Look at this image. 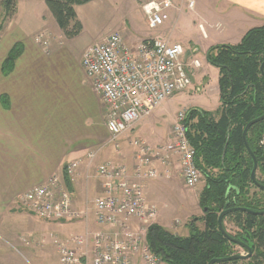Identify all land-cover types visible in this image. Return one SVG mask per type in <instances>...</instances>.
<instances>
[{"label": "crops", "instance_id": "0c3cea01", "mask_svg": "<svg viewBox=\"0 0 264 264\" xmlns=\"http://www.w3.org/2000/svg\"><path fill=\"white\" fill-rule=\"evenodd\" d=\"M210 1L194 0L191 9L185 3L181 12H171V17L165 22V26L153 32L147 30L139 34H126L125 40L135 43L136 39L137 42L147 36L159 35L167 37L172 42H179L171 37L178 22L181 21L183 26L198 20V27L204 37H208L210 33L234 34L237 38L235 43H237L249 28L264 24V0H217L214 6L210 4ZM216 4H220L221 10L227 13H217ZM22 5L31 12L27 13L21 23H17L16 5L13 15L6 21V26L0 34V41L6 37L0 46V234L6 235V232H11L7 235L8 238L21 245L33 258L37 259L38 264H53L52 258H48L50 256L43 255L40 250L33 248L32 244L39 245L34 239V230L38 227L36 224L31 227L28 223H35L36 220H31L29 214L21 211L23 209L19 207L16 197L31 186L42 183L52 173L60 172L67 160L83 159L89 150L98 148L103 141L107 140L105 110L99 95L91 88L90 81L80 64L84 48L100 40L104 34L84 42L76 57L64 45L81 35L83 24L79 34L67 38L50 11L47 12L41 2L24 0ZM39 9H43V15H40ZM247 24L251 27H246ZM208 28L213 31L208 33ZM47 29H50V36L45 33ZM40 32H44L48 40L49 45L46 49L35 40V36ZM221 35L216 36L221 38ZM219 43L230 42L215 38L209 47ZM14 44H21V52L10 71L2 73V61ZM204 60L207 61L206 58ZM193 71L195 75H197L196 72L200 74L198 66L193 68ZM198 82L199 80L193 79L190 86L195 88ZM218 105L219 100L216 107ZM191 107L198 106L187 105L183 109ZM176 113H173L168 121H163L152 111L146 118L140 119L131 130L120 136L118 150H115L111 144L101 147L97 151L94 162L97 164L104 160H111L131 164L133 147L129 143L130 139L138 137L151 146L163 142L167 139ZM146 123H148L147 130ZM162 123L165 127L160 129ZM156 167L160 171L168 168L163 164H157ZM174 167L177 169L175 159L169 165L171 173ZM79 171L85 172L82 165ZM158 179L164 178L147 180L144 190L147 201L157 207L158 216H160L163 210L169 209V204H160L151 194V190L155 188L152 182ZM178 179L182 180L180 177ZM164 180L170 181L172 178ZM176 181H170L168 184L176 185ZM96 182L98 181L94 178L79 177L70 182V185L66 184L72 194L75 207L80 209L86 204L89 205L98 192ZM30 221L34 222L30 223ZM66 224L77 225L78 232L86 228L100 227L94 224L91 214L85 221L55 222L51 226L53 225V229L58 233L67 235L66 237L76 233L65 232L62 227ZM188 234L189 228L183 227L182 236ZM30 236L32 239H29ZM55 252L57 253L56 250ZM3 259L0 257L2 263Z\"/></svg>", "mask_w": 264, "mask_h": 264}, {"label": "built area", "instance_id": "2783aa9c", "mask_svg": "<svg viewBox=\"0 0 264 264\" xmlns=\"http://www.w3.org/2000/svg\"><path fill=\"white\" fill-rule=\"evenodd\" d=\"M185 3L191 9L194 0L142 2L148 29L158 30L169 20L171 12H181ZM35 40L45 49L49 45L42 32ZM182 53L183 46L167 37L147 36L129 43L117 30L84 48L80 64L91 88L101 99L108 139L89 150L85 158L67 160L60 172L52 173L16 197L20 208L42 221H85L91 214L94 224L100 226L86 228L65 239L55 236L52 242L59 264H166L151 252L146 239L147 228L155 223L158 209L147 201L144 184L156 178L169 179L173 159L186 187L200 182L202 172L196 165V151L187 135V109L177 111L164 142L151 146L141 138L130 139L131 164L111 160L96 164L94 159L97 151L108 144L118 150L122 134L151 114L166 97L190 84L189 67L199 64L193 59L183 60ZM258 145L264 149V132ZM157 164L168 168L160 171ZM81 165L85 172L80 173ZM65 176L70 182L79 177L98 181V192L89 205L80 209L74 206ZM174 223L179 225V219Z\"/></svg>", "mask_w": 264, "mask_h": 264}, {"label": "trees", "instance_id": "16d2710c", "mask_svg": "<svg viewBox=\"0 0 264 264\" xmlns=\"http://www.w3.org/2000/svg\"><path fill=\"white\" fill-rule=\"evenodd\" d=\"M89 1L92 0H44L67 38L82 30L75 6ZM0 4L4 9L2 29L15 11L16 0H0ZM21 49V44L9 49L1 64L2 73L10 71ZM205 58L218 68L220 106L215 111L216 117L195 107L188 108L186 117L187 135L196 151L195 162L206 180L198 197L205 210L204 228L193 227L188 235L180 236L157 223L149 225L146 232L149 248L166 264H206L211 258L236 253L233 247L237 244L218 229L219 212L228 207L264 210V189L251 182L252 159L242 139L245 124L264 114V73L260 70L264 61V24L249 28L237 43L211 45ZM263 132L264 119L252 124L246 132L261 174L256 179L261 184H264V156L258 142ZM65 181L70 185L67 176ZM250 186L257 189L250 192ZM222 221L232 238L252 244V253L247 259L214 264H264V214L233 210ZM226 221L234 226L233 232L228 231Z\"/></svg>", "mask_w": 264, "mask_h": 264}, {"label": "rangeland", "instance_id": "374dc122", "mask_svg": "<svg viewBox=\"0 0 264 264\" xmlns=\"http://www.w3.org/2000/svg\"><path fill=\"white\" fill-rule=\"evenodd\" d=\"M23 1L24 0H16L17 23L18 22L21 23L27 16V13L30 11L29 9L28 10L25 9V7L22 5ZM37 1L41 2V4H43L44 6L43 8H45L47 12H49L48 7L45 4L44 0H37ZM144 1L146 0H92L84 4L76 5L75 10L77 13V17L80 19V21L83 24V30L80 36L76 37L71 43L66 42L64 47L68 48L69 51L72 52L77 57L78 50L81 49L84 42L91 40V38L100 37L103 34L105 35L111 31L117 30L121 32L124 39H126L125 38L126 34L128 35L139 34L146 32L147 30L152 32L150 29H148L146 25V21L144 19V13L141 9V4ZM216 2L217 0H211L210 4L214 6ZM39 10L41 11L40 15H43V9H39ZM215 10L219 14L227 13L221 10L220 4H216ZM3 15H4V9L0 4V21ZM165 22L164 24H166ZM198 24H199L198 20H196L194 23H186V25H189L190 27L184 24L182 26L181 21H179L178 24L173 29L175 31L174 34L173 35L171 34V37L179 40V43L183 46V53L181 56L182 59L196 60L199 64L198 68L200 70V74L196 72L197 75H195V72L193 71V67H189V70L191 71L190 84L183 90L178 91L166 97L161 102V105H159L157 108L153 110L154 114L159 118H162L163 121L164 120L168 121L169 117L173 113H176L178 110L183 109L187 105H196L200 107L199 109L204 108L202 110L210 111L214 115L213 117H216L215 111L220 106V102H219L218 107H216V104L218 103L219 100L218 77H217L218 68H216L215 66L211 65L209 62L204 60L205 59L204 52L206 53L207 49L209 48V45L213 43V39L215 38L220 39L221 41H228L230 43H235L237 41L236 40L237 38H235L234 34L221 35V34H213V33L208 34V37H204L203 36L204 34L200 32ZM248 25L250 24H247L246 27H251ZM5 26H6V22L4 23L3 28L0 29V34L4 30ZM252 26H254V24H252ZM154 30L155 29H153V31ZM49 31L50 29L49 30L47 29V31L45 30V33L48 34V36H50L51 34ZM211 31L213 30L208 28V33ZM216 35H221V38H219ZM229 35H233V36H229ZM180 36H182V38H180ZM5 39L6 37L1 39L0 46L2 44L1 43L2 40ZM136 40H134V42H136ZM193 79L195 81L199 80L195 88L190 86L191 81H193ZM185 109L188 110V108ZM146 117L147 116L143 117V119ZM160 126H161L160 129H162L165 127V124L162 123ZM145 129L146 130L148 129V123L145 124ZM262 152L264 156V149H262ZM257 170H256L257 173L256 175L257 178H259L261 174H259ZM179 171L180 170L178 169V166L177 169L174 167L171 173V177L169 178V179L172 178V180H170L171 182L177 180L176 185L174 184L169 185L168 182L170 181H166L162 178H161L162 180L159 179L154 180L152 184H155V188L154 190H151V194L157 198V201H159L160 204H165V203L169 204V209L163 210L160 213V216H158L157 219L155 220V223L161 225L164 229L176 235L181 234L180 236H182L183 227L185 226L188 227L189 230L193 227L197 229L204 228L203 216L205 210L199 205L198 197L201 190H203L204 188L206 180H205V176L202 173V177L199 183H197L194 187H185L184 185H182L183 183H180V181L182 180L178 179V177H180ZM249 189L251 192V191H255L257 188L250 186ZM21 211L29 214L28 216L31 217V220L34 219L36 220L35 223H32L34 221H30V223L32 224L28 223V225H30L31 227L34 226L35 224L38 227V229L34 230L35 231L34 239L38 241L39 245L32 244L33 248L35 250H40L43 255L50 256L48 258L49 259L52 258L53 264H59L58 256L57 253L55 252L56 248L52 242V239L55 236L60 237L61 239H65L67 235L64 236L62 235L63 233H58L53 229L54 227L53 225L51 226V224L55 222L53 223L45 222L40 219H37L34 215L25 211L24 209ZM177 218L180 221L179 225H175L174 223V220ZM225 225L228 231L233 232L235 230L231 222L226 221ZM18 227H20V225H18ZM76 227L77 225L74 226L73 224H66L63 225L62 228L67 233L70 232L79 233L76 230L78 229ZM10 233L11 232L8 233L6 232V235L0 234V257L4 258L3 259L4 262L2 263L0 261V264H38L36 261L37 259L33 258L21 245L17 244L14 240L8 238L7 235H10ZM73 234L75 233H72L71 235ZM29 239H32L31 236ZM233 248L234 251H236V253L240 252L243 254L245 252V250L238 245H234ZM39 252L38 254H40Z\"/></svg>", "mask_w": 264, "mask_h": 264}, {"label": "water", "instance_id": "95a60500", "mask_svg": "<svg viewBox=\"0 0 264 264\" xmlns=\"http://www.w3.org/2000/svg\"><path fill=\"white\" fill-rule=\"evenodd\" d=\"M260 70L264 73V61L261 63L260 65ZM264 118V114L260 115V116H257L251 120H249L244 128H243V131H242V139H243V142H244V145H245V148L248 152V154L251 156V159H252V168H251V171H250V179H251V182L257 186L258 188H262L264 189V185L261 184L260 182L257 181L256 177H255V172H256V169H257V159L254 155V153L252 152L248 142H247V139H246V132L248 130V128L258 122V121H261L263 120ZM233 210H240V211H244V212H247V213H252V214H257V215H260V214H264V210H252L250 208H247V207H228V208H225L223 209L222 211L219 212L218 216H217V223H218V229L219 231L226 237L228 238V240L230 241H233L235 242L238 246H240L241 248H243L245 250V254H242V253H234V254H231L229 256H225V257H220V258H211L206 264H214L216 262H223V261H228V260H231V259H246L248 257H250L251 253H252V244L249 245L247 242L245 241H242V240H237V239H234L232 238L226 231L225 229L223 228V224H222V217L230 212V211H233ZM248 236V235H247Z\"/></svg>", "mask_w": 264, "mask_h": 264}, {"label": "flooded vegetation", "instance_id": "af4514ba", "mask_svg": "<svg viewBox=\"0 0 264 264\" xmlns=\"http://www.w3.org/2000/svg\"><path fill=\"white\" fill-rule=\"evenodd\" d=\"M257 169H258V162H257ZM257 169H256V170H257ZM257 172H260V171L257 170ZM256 174H257V173H256ZM259 174H260V173H259ZM260 177H261V176H260ZM263 178H264V175H263ZM263 185H264V184H263ZM257 188H258V187H257ZM242 249H243V248H242Z\"/></svg>", "mask_w": 264, "mask_h": 264}, {"label": "bare ground", "instance_id": "6f19581e", "mask_svg": "<svg viewBox=\"0 0 264 264\" xmlns=\"http://www.w3.org/2000/svg\"><path fill=\"white\" fill-rule=\"evenodd\" d=\"M255 174H256V172H255ZM256 177V176H255ZM261 215V214H260ZM224 228V227H223ZM158 256V255H157ZM251 256V255H250ZM159 257V256H158Z\"/></svg>", "mask_w": 264, "mask_h": 264}]
</instances>
